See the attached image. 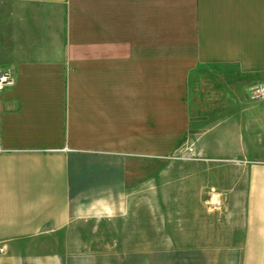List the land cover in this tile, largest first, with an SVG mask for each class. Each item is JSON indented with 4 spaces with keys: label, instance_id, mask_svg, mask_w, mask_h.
<instances>
[{
    "label": "crops",
    "instance_id": "obj_1",
    "mask_svg": "<svg viewBox=\"0 0 264 264\" xmlns=\"http://www.w3.org/2000/svg\"><path fill=\"white\" fill-rule=\"evenodd\" d=\"M0 26V264H264V0H0ZM164 160L226 203L212 238L35 250L123 215L126 178ZM219 161L228 179L198 175Z\"/></svg>",
    "mask_w": 264,
    "mask_h": 264
},
{
    "label": "rangeland",
    "instance_id": "obj_2",
    "mask_svg": "<svg viewBox=\"0 0 264 264\" xmlns=\"http://www.w3.org/2000/svg\"><path fill=\"white\" fill-rule=\"evenodd\" d=\"M8 29L0 26V42L4 47L9 38ZM2 49L4 48H0ZM219 70L206 69L204 74H210L211 82H214ZM247 92L245 89L244 93ZM166 162L164 160L163 166L169 170H165L163 179H156L155 184L152 183L154 177L147 179L145 174L154 176L158 165H148L150 169L145 172L138 171L134 175L132 172L131 177L126 178L125 189L128 197L123 215L109 220L83 221L63 232L61 230L50 233L40 238L41 245L47 248L35 250L77 252L90 247L181 246L212 238L213 231H217L221 224L225 227L226 203H219L214 196L212 198L215 200L207 201L209 186L196 185L188 188L185 176L179 177L178 185L171 184L170 177H167L170 175L171 166ZM209 164V169L198 171L199 176L213 184L221 181L222 177L228 179L229 174L222 166L223 162ZM182 174H185V171H182ZM214 188H218L217 185L211 190H216Z\"/></svg>",
    "mask_w": 264,
    "mask_h": 264
},
{
    "label": "built area",
    "instance_id": "obj_3",
    "mask_svg": "<svg viewBox=\"0 0 264 264\" xmlns=\"http://www.w3.org/2000/svg\"><path fill=\"white\" fill-rule=\"evenodd\" d=\"M15 82L14 74L10 66L0 65V112L2 110V92L11 87ZM249 96L251 98L264 97V81H259L249 87Z\"/></svg>",
    "mask_w": 264,
    "mask_h": 264
}]
</instances>
